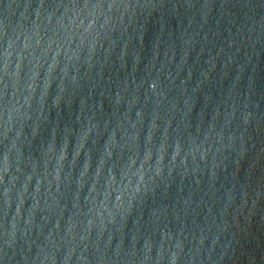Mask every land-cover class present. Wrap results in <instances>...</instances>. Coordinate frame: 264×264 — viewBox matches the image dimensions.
<instances>
[{
  "label": "clouds",
  "instance_id": "clouds-1",
  "mask_svg": "<svg viewBox=\"0 0 264 264\" xmlns=\"http://www.w3.org/2000/svg\"><path fill=\"white\" fill-rule=\"evenodd\" d=\"M0 264H264V0H0Z\"/></svg>",
  "mask_w": 264,
  "mask_h": 264
}]
</instances>
